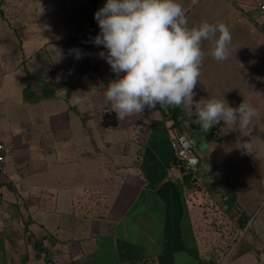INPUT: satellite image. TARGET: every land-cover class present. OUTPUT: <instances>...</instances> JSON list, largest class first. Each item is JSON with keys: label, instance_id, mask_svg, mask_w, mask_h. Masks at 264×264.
Listing matches in <instances>:
<instances>
[{"label": "crops", "instance_id": "0c3cea01", "mask_svg": "<svg viewBox=\"0 0 264 264\" xmlns=\"http://www.w3.org/2000/svg\"><path fill=\"white\" fill-rule=\"evenodd\" d=\"M199 1L190 0L185 10L186 16L194 15L189 27L200 23L191 10ZM261 1L236 0L245 25L253 26V18L259 25L264 20ZM5 18L0 140L14 145L7 179L30 199L29 227L37 251L24 264H209L202 250L200 208L186 197L183 174L170 169V137L194 121L187 118L173 130L167 114L172 106L160 104L119 119L104 97L105 85L116 78L105 59L90 66L83 52L76 59L73 47L55 40L56 34L39 31L33 37L10 15ZM10 28L18 41L2 36L12 33ZM227 68L225 76L231 73ZM200 80L196 85L205 89ZM77 95L87 99L74 103ZM208 131L198 143L214 140L213 126ZM207 150L212 156L217 149L212 143ZM210 167H219L214 157L203 169L205 179ZM234 205L252 235L244 240L249 246L226 264H264V221L255 228L238 196L227 204Z\"/></svg>", "mask_w": 264, "mask_h": 264}, {"label": "rangeland", "instance_id": "374dc122", "mask_svg": "<svg viewBox=\"0 0 264 264\" xmlns=\"http://www.w3.org/2000/svg\"><path fill=\"white\" fill-rule=\"evenodd\" d=\"M189 1L179 0L184 11ZM90 10L88 0H0V29L8 14L13 22L22 24L27 32L31 31L33 37L34 33L40 35L39 31L54 33L55 40L69 44L73 35L89 27ZM191 10L198 13L196 22L207 20L211 23H224L231 33L228 61L225 63L224 60L220 63L221 61L214 59L211 54L212 45L207 39L202 40L204 55L199 77L200 85L205 89L196 85L193 99L216 97L225 99L231 106H236L243 100L251 103L257 110L243 133L239 129L233 130L231 124H225L221 120L213 125L214 140L207 138L198 143V139H204L209 131H202L197 123L191 121L186 128L204 160L199 166L200 178L185 179L186 197L190 203L200 208L199 215L203 218L200 230L202 250L208 256L206 262L226 264L249 246L244 240L252 235L251 225L244 228L242 221L240 222V209L227 204H234V199L238 196L239 204L246 208L255 228H260V221H264V31L255 18L253 26L245 25L243 18L238 15L241 9L236 0H201ZM205 12L216 13L213 18H200ZM186 17L187 25L194 23V15ZM10 31L12 33L2 36L14 41L16 36L12 29ZM245 44L246 46H241ZM213 59L215 64L212 63ZM225 67L231 72L226 76L223 73L226 71ZM1 78L0 72V81ZM207 81L211 83L208 86L211 90H207ZM200 135H204V138ZM240 140L251 143L253 152H242L237 147ZM212 143L217 150L211 156L207 146ZM212 157L219 163V167H210V176L205 179L202 176L205 171L203 169L211 164ZM7 177L0 174V264H24L30 254L35 249L37 251L29 227L31 216L27 203L30 199L19 194L18 185ZM224 194L227 196V204L223 200ZM92 214L94 215V211Z\"/></svg>", "mask_w": 264, "mask_h": 264}, {"label": "clouds", "instance_id": "9594fccd", "mask_svg": "<svg viewBox=\"0 0 264 264\" xmlns=\"http://www.w3.org/2000/svg\"><path fill=\"white\" fill-rule=\"evenodd\" d=\"M94 18L99 32L92 43L103 45L98 55L116 74L105 85L104 97L119 119L157 104L182 105L204 132L223 120L243 133L256 115V108L243 100L231 106L216 97L193 99L204 55L202 40L212 42L211 54L217 61L228 56L231 33L224 23L203 20L188 27L179 0H104ZM70 52L76 59L82 56L79 48ZM85 99L77 95L73 102ZM178 143L188 150L195 141L181 135ZM237 147L245 153L254 150L246 140ZM196 162L193 158L189 164Z\"/></svg>", "mask_w": 264, "mask_h": 264}, {"label": "built area", "instance_id": "2783aa9c", "mask_svg": "<svg viewBox=\"0 0 264 264\" xmlns=\"http://www.w3.org/2000/svg\"><path fill=\"white\" fill-rule=\"evenodd\" d=\"M91 8V18L89 27L79 34L73 35L69 39V45L73 48H79L84 55H86V62L88 65L93 66L97 62L99 51L103 48V45H96L92 43V38L99 32V26L94 18V12L102 6L104 0H88ZM258 8L264 15V1L258 2ZM260 27L264 31V20L260 22ZM185 136L191 139L186 131H178L176 134L171 135L170 143L174 149V159L171 162L170 169L177 174L190 173L194 178L199 179V166L202 164V157L199 153L197 144L194 143L188 150H184L178 143L179 136ZM14 149L12 143L0 140V174L7 175L9 172L8 155ZM196 159L195 165H190L191 159Z\"/></svg>", "mask_w": 264, "mask_h": 264}, {"label": "trees", "instance_id": "16d2710c", "mask_svg": "<svg viewBox=\"0 0 264 264\" xmlns=\"http://www.w3.org/2000/svg\"><path fill=\"white\" fill-rule=\"evenodd\" d=\"M169 120H170V125L172 129L174 130L175 127L181 126L182 123L189 118L190 120H194L195 116L194 115H186L182 111V108L180 106H172L169 111L167 112ZM175 157V156H174ZM173 157V158H174ZM184 179H188L189 177L192 178V174L190 173H185L183 174ZM229 193V192H228Z\"/></svg>", "mask_w": 264, "mask_h": 264}]
</instances>
